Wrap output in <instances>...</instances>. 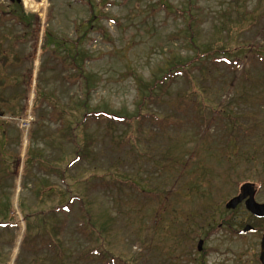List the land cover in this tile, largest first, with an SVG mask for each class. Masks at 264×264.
<instances>
[{"label":"rangeland","instance_id":"rangeland-1","mask_svg":"<svg viewBox=\"0 0 264 264\" xmlns=\"http://www.w3.org/2000/svg\"><path fill=\"white\" fill-rule=\"evenodd\" d=\"M35 1L0 0V264H253L262 232L238 231L264 219L226 203L244 181L264 199V0ZM64 40L88 55L91 109L125 121L78 124Z\"/></svg>","mask_w":264,"mask_h":264},{"label":"trees","instance_id":"trees-1","mask_svg":"<svg viewBox=\"0 0 264 264\" xmlns=\"http://www.w3.org/2000/svg\"><path fill=\"white\" fill-rule=\"evenodd\" d=\"M18 7L21 8V3L17 4ZM93 26V23L90 25V27ZM101 33L104 35V31L101 30ZM46 39L48 40L47 42V47L50 46V44L54 43V44H58V41L53 38V35L50 32L46 33ZM60 46L64 47L66 49V51L71 53V60H72V64L75 67V69L77 70L78 73V79L82 80L85 84L84 87V92H85V99H82V101L80 102V105L78 107V111H81V119L78 121V124H86L88 121L90 122L91 120H95V121H99L101 120V118H107L108 122H114L115 120H119V121H125L126 120V116L125 115H121L117 112L114 111H100V110H93L91 109V107L88 105L87 102V97L90 94L91 90L87 84V81L89 80V75L87 73V71H85V67H84V61H85V57L88 56L86 54V51L84 49H82V44L80 42V44L78 45H70L68 44L67 40L61 41L59 42ZM74 51V53L72 52ZM79 56L82 58L81 60L79 59ZM193 62V63H192ZM191 63L193 65H195L197 62H199L198 59H195L194 61H192ZM191 64V65H192ZM189 64L187 63H179L177 65H173L169 68V70L166 73H162L161 76L158 78L153 79V81L151 82V84H148L146 86H144V88H140L138 90V97L140 102L138 103L139 108L141 106H143L144 104L147 103H157L161 100V98H163V96L165 95L166 92L169 91V87L170 85L174 82V79L179 77V76H183L186 77L188 76V74L190 73V69H188ZM174 69V70H173ZM137 80L139 81V77H137ZM86 82V83H85ZM144 108V106H143ZM143 108H141L143 110ZM138 110L137 113L133 114L131 116L132 120H141L143 119L142 116L144 118H148L151 116V118L154 116L153 114H149V113H142V110ZM76 136V135H75ZM86 147H83V145H80L79 148V152H81V154H79V158L78 159H82L83 157H86V153H85ZM3 160V156H0ZM36 157L33 156H28L25 160L26 165H28V162H34ZM76 161L72 160L69 162L68 167L72 166ZM40 196V195H39ZM78 198L77 196L71 195L70 199L67 200L65 202V204L62 205H57L56 207H54L52 209L53 212H67L70 210L71 205L73 203V201ZM28 225H32V223H30V221H27ZM233 224V223H232ZM40 236V234H39ZM55 241V238L53 236L50 235L49 239L46 241L49 245H52ZM54 247V245H52Z\"/></svg>","mask_w":264,"mask_h":264},{"label":"water","instance_id":"water-1","mask_svg":"<svg viewBox=\"0 0 264 264\" xmlns=\"http://www.w3.org/2000/svg\"><path fill=\"white\" fill-rule=\"evenodd\" d=\"M11 2H18L20 3L22 0H10ZM252 183H245L242 186V193L238 196H235L231 198L228 203L226 204L227 208H235L240 202H242L244 199L245 206L248 210H250L254 215L258 217H264V203H259L255 200L254 197V191L252 190ZM255 228L251 225H246L241 232L242 233H248L251 231H254ZM203 240L201 239L198 243V249L201 250L203 246ZM260 259L262 263L264 264V234L261 240V250H260Z\"/></svg>","mask_w":264,"mask_h":264},{"label":"flooded vegetation","instance_id":"flooded-vegetation-1","mask_svg":"<svg viewBox=\"0 0 264 264\" xmlns=\"http://www.w3.org/2000/svg\"><path fill=\"white\" fill-rule=\"evenodd\" d=\"M247 182H248V183L250 182V183L253 184V186H252V190L254 191V197H255V200H256L257 202H259V203H264V199H263V200H259V199H258L259 189H260V184L255 183V182H251V181H244V183H237V184H236V186H237L236 193H235V195H234L233 197L238 196L239 194L242 193V186H243V184H245V183H247ZM233 197H232V198H233ZM230 199H231V198H230ZM230 199H229V200H230ZM229 200H228V201H229ZM245 201H246V199H244L242 202H240L235 208H232V209H229V208H227V207H226V208H227L228 210H233V209L235 210L236 208L240 207L241 205H243V206L246 208V206H245ZM226 204H227V203H226ZM246 210H247L248 212H250L247 208H246ZM250 213H251V212H250ZM251 215H252L254 218L259 219V220L264 219V217H258V216L254 215V214H252V213H251ZM246 225H251V226H253L252 224H249V223L245 224V225H244L241 229H239V231H238V233H239L240 235H242V236H248V235L256 234L257 232H262V233H261V240H262V237H263V234H264V228H260V227H255V226H253V227L255 228L254 231H251V232H248V233H242L241 230H242ZM219 227L222 228L223 225L220 224ZM261 240H260V244H259V256H258L256 259H255V257H254V259L251 260V262H252L253 264H263L262 261H261V259H260Z\"/></svg>","mask_w":264,"mask_h":264},{"label":"bare ground","instance_id":"bare-ground-1","mask_svg":"<svg viewBox=\"0 0 264 264\" xmlns=\"http://www.w3.org/2000/svg\"><path fill=\"white\" fill-rule=\"evenodd\" d=\"M24 2L27 7L31 8L34 11H40L41 8L40 6L43 4V3H38L35 0H24Z\"/></svg>","mask_w":264,"mask_h":264}]
</instances>
